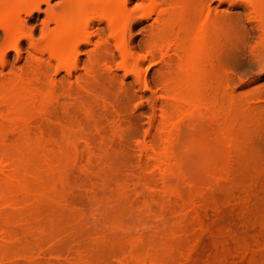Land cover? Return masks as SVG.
Instances as JSON below:
<instances>
[{"label":"bare ground","instance_id":"1","mask_svg":"<svg viewBox=\"0 0 264 264\" xmlns=\"http://www.w3.org/2000/svg\"><path fill=\"white\" fill-rule=\"evenodd\" d=\"M51 1L0 0L4 47L16 53L15 62L0 53V264H48L45 254L25 260L23 246L29 221L44 202L51 201L54 215L61 204L60 136L74 158L84 159L108 128L130 125L139 134L148 118L142 144L116 143L130 157L138 195L148 193L170 209L177 205L170 151L183 127L208 118L222 129L229 113L228 107L201 109L198 102L208 85L204 63L211 35L223 21L215 2L242 10V76L249 80L264 69V0H61L57 6ZM41 12L46 17L36 39L24 26ZM142 24L138 39L134 29ZM234 80L223 79L231 100ZM257 91L235 102L245 121L264 120V90ZM190 108L195 110L187 113ZM70 124H77L79 134Z\"/></svg>","mask_w":264,"mask_h":264},{"label":"rangeland","instance_id":"2","mask_svg":"<svg viewBox=\"0 0 264 264\" xmlns=\"http://www.w3.org/2000/svg\"><path fill=\"white\" fill-rule=\"evenodd\" d=\"M60 2L52 0L51 6ZM213 7L223 21L211 35L204 63L208 85L198 102L201 109L228 107L229 113L222 129L208 118L183 127L170 151L171 191L178 197L177 205L170 209L148 193L138 195L141 185L129 171L130 157L116 143L142 144L148 118L139 134L130 125L108 128L84 159L74 158L60 136L65 190L55 215L47 200L29 221L25 260H40L45 254L48 264H264V120L245 121L235 107L236 100L251 91L264 90V69L249 80L242 76L238 69L244 40L242 10L217 2ZM45 17L35 13L24 32L39 39ZM144 24L134 29L138 39ZM4 43L0 30V53L15 62L16 53ZM230 75L235 77L229 87L236 90L235 100L224 92L223 79ZM260 102L264 106V96ZM69 128L80 132L77 124ZM70 174L81 176L80 183ZM50 187L46 181L44 191Z\"/></svg>","mask_w":264,"mask_h":264}]
</instances>
